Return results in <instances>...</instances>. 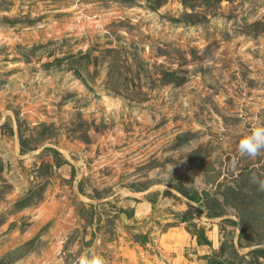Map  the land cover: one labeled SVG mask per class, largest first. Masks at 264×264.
<instances>
[{
  "label": "rangeland",
  "instance_id": "rangeland-1",
  "mask_svg": "<svg viewBox=\"0 0 264 264\" xmlns=\"http://www.w3.org/2000/svg\"><path fill=\"white\" fill-rule=\"evenodd\" d=\"M190 5L0 0V264H118V196L163 187L223 201L213 260L264 247V150L238 152L264 125V0Z\"/></svg>",
  "mask_w": 264,
  "mask_h": 264
},
{
  "label": "crops",
  "instance_id": "crops-1",
  "mask_svg": "<svg viewBox=\"0 0 264 264\" xmlns=\"http://www.w3.org/2000/svg\"><path fill=\"white\" fill-rule=\"evenodd\" d=\"M201 202L187 198L179 189L172 190L167 187L143 191L129 190L120 194L115 203L119 204L121 206L119 209L125 210L129 217L124 212L127 220L122 222L117 240L111 245L118 264H158L157 257L150 252L151 249L157 250L171 264H208V257L220 247L221 233L225 230V228L220 230V227L224 226L230 230L236 222L231 217L213 220L224 216V213L216 217L208 216L207 209ZM187 211L192 215L188 222L194 223L197 228L201 224L210 244L205 243L202 246L196 237L186 230L183 222L167 226L160 232L157 229L155 231L157 227L152 225L151 219L167 222L175 220L171 218L174 215L182 218L183 213ZM120 216L121 213L119 218L122 220ZM245 247H249L250 251L257 246Z\"/></svg>",
  "mask_w": 264,
  "mask_h": 264
},
{
  "label": "trees",
  "instance_id": "trees-1",
  "mask_svg": "<svg viewBox=\"0 0 264 264\" xmlns=\"http://www.w3.org/2000/svg\"><path fill=\"white\" fill-rule=\"evenodd\" d=\"M202 2V4L206 7V8H209V7H214L218 2L222 1V0H200ZM181 2L184 4V5H187V6H192L190 5L192 0H181ZM154 5H159L160 4V1H153ZM194 15L189 13V14H185V18H187L189 21L188 22H191V23H194L196 21H193L191 20L190 18H192ZM179 78L173 74V73H165V78H164V82H175V83H178L179 81ZM18 130L20 132V127L18 126ZM19 139H20V144H21V149H20V153H25L27 149L24 148V138L22 136V134L20 133L19 134ZM54 153L56 151H53ZM45 166H48L49 167V164H45ZM179 191L184 195L186 196L187 198L195 201V202H201L202 200V197H199V194L197 193H194V194H191L189 193L188 191H185L184 189H181L179 188ZM203 195L207 196L206 193H204ZM204 197V196H203ZM209 197L207 196L206 197V201L203 203V200H202V204H204V206L206 207L207 209V215L208 216H211V217H216V216H219L220 214H222L224 212L223 210V201L219 200L218 197H212V199H209L207 200ZM28 200H29V197H23L21 198L17 203V207L18 208H22L25 204L28 203ZM123 212H125L127 214V216L129 217L128 213L123 210ZM192 218V215L190 212H186L184 213V215H182V218L181 220L183 222H188L189 219ZM190 226H192L193 228V231L190 230L189 228H187L186 230L193 236L196 237V239L198 240V238H203L204 242L206 244H210V242L207 240V238L205 237L204 235V231L201 227H196L195 224L193 223H189ZM235 224V223H234ZM170 226V225H169ZM246 229V223L243 222V227L242 229L238 232V237H237V240L240 241V239L242 238L243 236V233ZM135 239L138 240V237L135 236ZM143 241V240H141ZM250 253V258L248 260L245 261L244 264H264V247L262 246H258L257 247H254L253 249H251L249 251ZM263 261H262V260ZM208 264H225V263H222V262H218L217 260H213L211 257H208Z\"/></svg>",
  "mask_w": 264,
  "mask_h": 264
},
{
  "label": "clouds",
  "instance_id": "clouds-1",
  "mask_svg": "<svg viewBox=\"0 0 264 264\" xmlns=\"http://www.w3.org/2000/svg\"><path fill=\"white\" fill-rule=\"evenodd\" d=\"M262 150H264V125L253 128L250 134L242 137L238 142V152L241 156L256 157ZM253 182L264 191V180L253 177ZM76 264H104V260L98 256L89 257L87 254H82Z\"/></svg>",
  "mask_w": 264,
  "mask_h": 264
},
{
  "label": "built area",
  "instance_id": "built-area-1",
  "mask_svg": "<svg viewBox=\"0 0 264 264\" xmlns=\"http://www.w3.org/2000/svg\"><path fill=\"white\" fill-rule=\"evenodd\" d=\"M153 255L154 257H157L158 264H171V262H169L166 258L162 257L158 253H154Z\"/></svg>",
  "mask_w": 264,
  "mask_h": 264
},
{
  "label": "water",
  "instance_id": "water-1",
  "mask_svg": "<svg viewBox=\"0 0 264 264\" xmlns=\"http://www.w3.org/2000/svg\"><path fill=\"white\" fill-rule=\"evenodd\" d=\"M120 217H121L122 219H125V220H126V218H127V216H126L125 213H121V216H120ZM198 242H199L200 244L205 245V242H204L203 238H198Z\"/></svg>",
  "mask_w": 264,
  "mask_h": 264
}]
</instances>
